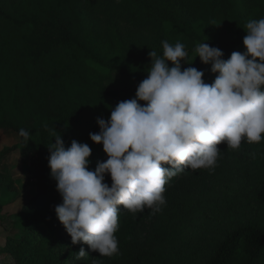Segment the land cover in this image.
Returning <instances> with one entry per match:
<instances>
[{
    "label": "trees",
    "instance_id": "trees-1",
    "mask_svg": "<svg viewBox=\"0 0 264 264\" xmlns=\"http://www.w3.org/2000/svg\"><path fill=\"white\" fill-rule=\"evenodd\" d=\"M261 18L264 0H0V131L30 133L29 141L18 135V144L0 151V161L19 152L39 189V196L15 215L20 236H8L0 255L16 264H147L144 249L137 250L139 239L164 205L158 212L137 213L119 205V251L112 256H100L83 242L73 245L55 213L62 197L50 174L48 147L59 134L66 148L73 140L88 144V167L94 171L108 157L89 134L100 131L97 118L107 121L119 102L135 98L151 68V50L162 55L164 40L205 42L227 60L232 52L246 50V24ZM189 66L203 71L209 84L218 75L199 57L182 71ZM231 154L219 155L214 169H187L172 177L165 185V204L224 172ZM4 181L8 178L0 175V188ZM104 182L111 186L110 175ZM256 200L262 217L231 230L205 264H264V177ZM81 247L89 255L78 261Z\"/></svg>",
    "mask_w": 264,
    "mask_h": 264
},
{
    "label": "clouds",
    "instance_id": "clouds-1",
    "mask_svg": "<svg viewBox=\"0 0 264 264\" xmlns=\"http://www.w3.org/2000/svg\"><path fill=\"white\" fill-rule=\"evenodd\" d=\"M246 32V50L227 60L217 47L196 46L201 63L218 74L211 84L195 67L182 71L188 56L183 43L162 41V55L151 50V68L135 98L119 102L107 121L97 118L100 131L89 134L108 157L94 171L88 144L73 140L66 148L53 134L48 166L62 197L55 213L73 245L83 242L100 256H112L119 251V205L132 213L161 211L169 180L187 169H214L218 145L239 149L242 140H264V18L247 22ZM18 135L30 140L23 128ZM88 255L81 247L75 259Z\"/></svg>",
    "mask_w": 264,
    "mask_h": 264
},
{
    "label": "rangeland",
    "instance_id": "rangeland-1",
    "mask_svg": "<svg viewBox=\"0 0 264 264\" xmlns=\"http://www.w3.org/2000/svg\"><path fill=\"white\" fill-rule=\"evenodd\" d=\"M183 44L188 53L186 63L182 62L185 65L195 61V48L200 43ZM19 142L18 135L0 131V151ZM218 148L220 156L227 150L232 153L227 169L191 187L183 199L168 198L163 213L139 239L137 250L144 249L145 263L205 264L231 230L262 217L256 191L264 177V140L259 143L242 140L239 149L228 148L226 143ZM0 175L8 178L0 188V247H3L8 236H20L14 227L15 215L39 196V189L19 152L0 161ZM0 264H16V261L3 254Z\"/></svg>",
    "mask_w": 264,
    "mask_h": 264
}]
</instances>
